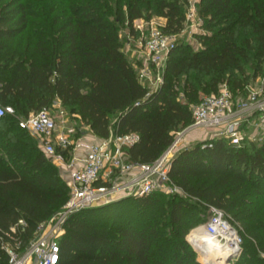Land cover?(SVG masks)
<instances>
[{"label": "trees", "instance_id": "16d2710c", "mask_svg": "<svg viewBox=\"0 0 264 264\" xmlns=\"http://www.w3.org/2000/svg\"><path fill=\"white\" fill-rule=\"evenodd\" d=\"M62 4L52 19L55 5L48 12L38 8L40 24L49 27L51 21L57 26L51 33L29 29L27 15L35 11L28 3L0 0V102L27 117L32 110L49 109L57 98L75 106L83 123L99 137L137 132L140 139L127 148L133 162L155 161L174 133L192 124L190 103L179 98L181 88L186 95L197 96L210 76L213 89L223 81L236 95L248 84L234 75L244 72V60L252 57L255 76L261 72L264 0H203L211 32L197 35L203 45L199 49L176 42L163 82L153 90L126 56L121 30L128 26L133 34L137 19L157 15L166 19L164 32L179 34L187 18L183 0H62ZM237 27L248 28L252 35L238 37ZM111 115H117L114 129ZM20 119L14 115L0 119V264H10L7 243L25 247L39 223L70 196L68 180ZM170 176L207 209L210 205L224 209L240 228L244 243L246 238L250 245L257 241L264 253V210L253 208L247 198H264V140L236 145L215 137L197 142L175 156ZM135 200L147 210L165 206L167 219L159 222L154 213L133 217L136 209L129 208L128 218L107 224L101 222L98 207L80 210L66 223L58 264H203L187 239L200 221L190 215L186 198L165 200L156 191ZM258 259L264 264V257ZM235 264L249 263L239 257Z\"/></svg>", "mask_w": 264, "mask_h": 264}, {"label": "built area", "instance_id": "2783aa9c", "mask_svg": "<svg viewBox=\"0 0 264 264\" xmlns=\"http://www.w3.org/2000/svg\"><path fill=\"white\" fill-rule=\"evenodd\" d=\"M162 26L153 24L150 35L140 45L146 63L139 71V77L145 85L146 81L149 84L157 83L156 88L162 84L163 78L154 72L151 63L167 64L178 35L164 32ZM244 97L242 106L234 111L235 96L227 84H223L218 93L203 96L192 108V124L179 131L164 152L150 163L130 160L127 148L140 139L137 132L112 133L109 137L91 142L83 137L73 139L69 133L62 131L49 109H41L21 118V126L39 138L42 150L54 162L65 165L70 196L62 210L39 223L34 237L25 247L7 243L10 264H58L60 240L66 232L70 216L100 202H109L115 194L143 196L156 191L169 192L174 187L181 190L173 182L170 170L173 159L184 146L183 137L188 129L203 127L210 132L211 138L224 137L240 145L241 130L239 121L233 118L234 114L246 110L257 111V125L264 140V84L257 88L247 85ZM15 114L13 105L0 102V119ZM79 149L85 151L82 159L75 155ZM209 210L208 220L194 229L201 228L216 237L229 255L241 253L244 239L240 228L232 223L224 209L210 205ZM20 222L25 224L23 220Z\"/></svg>", "mask_w": 264, "mask_h": 264}, {"label": "rangeland", "instance_id": "374dc122", "mask_svg": "<svg viewBox=\"0 0 264 264\" xmlns=\"http://www.w3.org/2000/svg\"><path fill=\"white\" fill-rule=\"evenodd\" d=\"M5 2L10 1V0H3ZM25 3H28L32 10L35 11L34 15H27L29 19V29H40V30H47L49 32H54L57 26H54L51 24V21L49 23V27H45L42 24H40V20H42L41 17H38L37 14L40 13L42 10L38 8H42L45 11H49V9L55 5L57 7V10L53 13H50V19L57 14L60 10H62V0H22ZM184 3V10L186 13V21H185V27L183 31H181L177 37H176V42H180L182 44H188L194 49H199L201 48L202 42L201 40L197 37L198 34L201 33H210L211 31L206 28L207 24V18L206 16L203 15V0H183ZM44 6V7H42ZM30 10V7L28 11ZM162 20H160V16L157 15H152L150 19L144 18V22L141 24H138L135 21L134 27H135V33L132 34L130 28L128 26L123 27L121 30V38L123 41V47H124V52L126 56L128 57L129 61L131 63H137L138 68H135L137 72L141 70L143 66H145V56L141 54L140 48L138 47L139 40L142 42L145 40L146 37H148L151 33L152 26L153 24L155 26H161ZM31 22H34L35 25H31ZM139 25H141V29H139ZM238 29V34L240 36L244 34H250L248 28H242V27H237ZM244 29H246V33H244ZM53 36V34H51ZM252 35V34H250ZM252 54V53H251ZM251 56V55H250ZM250 57L247 60L243 61V66H244V72L242 73L241 71H234V75H237L238 77H241L247 81V85L252 88H257L259 86H262L264 84L263 80V74H264V58L261 61V72L259 75L256 77L255 76V68H254V60L251 59ZM151 67L154 70L155 73H158L163 79H164V73L166 69V64H161V65H155L151 63ZM185 80V77L183 78ZM212 78L208 76V80L206 84L202 85L198 89L197 96L194 95H186V93L182 90V86L178 84V87L181 88L179 98L183 101H188L190 103V107L193 108L197 102L205 95H208L209 93H218L222 86H223V81H220L216 84V88L213 89V83H212ZM145 82V81H144ZM148 87L153 90L157 86V83L155 84H149L147 81L145 82ZM246 94V88L245 90L241 91H236L235 96V106L233 110H237L239 107L242 106V99L245 98L244 95ZM49 110L51 112V115L56 117L58 127L66 132L69 133L71 138L77 139L79 137H83L84 132H89L91 131L89 126L85 125L80 117V114L77 112L75 106L73 105H65L61 100L59 99H53L52 103L49 107ZM36 112L34 110L30 111V113ZM252 113L255 115V120L254 123L252 122L251 125L246 126V123L241 122L239 124V128L241 130V139L239 141V144H248L251 141H255L258 144L262 143L263 139L261 138V133L258 129V119H259V112H253ZM14 116H17L19 118H23L24 116L22 114L16 113ZM258 117V119H257ZM116 118L117 115H111V126L112 129L115 128V123H116ZM190 125H187L185 127H181V129L177 130L174 133V137L177 135L179 131H183ZM247 128L249 132H244L243 129ZM205 130L203 127H194L190 129L187 132V138L188 137H196L198 136L199 138L202 137V134ZM36 141H38L39 144V138L35 135H32ZM211 138V134H208L207 132L204 134V140L206 141ZM201 142V141H198ZM197 143V142H195ZM195 143H191L190 145H184L182 149H185L189 146H192ZM253 143V142H252ZM52 160V159H51ZM52 162L57 165L61 171V173L64 175L66 179L67 178V169L64 164L61 163H56L52 160ZM157 193L161 196L162 199H169L173 198L175 196H182L186 198L190 202V207L187 208L189 211L190 215L194 217L196 220H199L200 223L198 226L203 225L209 218L210 215V210L206 208V205L201 202L200 200L196 198L190 197L188 194L183 192L182 190H175V187L172 191H157ZM138 196L135 195H127V196H121L118 194H115L113 198L109 202H100L97 204L95 207H98V213L99 216H102L103 218L101 219V222L111 224V223H117L119 221H122L124 218H128V209L129 208H135L136 212L133 215V217H138V215L145 216V215H150L151 213H154L155 215L158 216L159 222L167 219V212L165 210V206L162 207H157L154 209H143L142 207L137 205V198ZM248 201L254 203L252 205L253 208L259 209V210H264V198L260 196H248ZM127 199V200H124ZM67 202L59 209L56 210L55 213L59 212L62 210ZM165 207V208H164ZM130 214V213H129ZM234 215L232 214V220L234 221ZM197 226V227H198ZM194 230V229H193ZM191 230L189 234L187 235V239L189 240L191 246L195 250V254L197 259L202 262L203 264H207V260L204 258V252L194 243L192 242L190 238V234L193 231ZM247 239V238H246ZM245 239V243L243 245V249L241 253L233 256H229L227 260L225 258H220L216 257V261L218 262L217 264H235L238 261L239 257H243L249 264H259V259H262L264 257V253H261L259 250L260 243L255 241L253 242V245L248 244V241ZM256 255V256H252Z\"/></svg>", "mask_w": 264, "mask_h": 264}, {"label": "crops", "instance_id": "0c3cea01", "mask_svg": "<svg viewBox=\"0 0 264 264\" xmlns=\"http://www.w3.org/2000/svg\"><path fill=\"white\" fill-rule=\"evenodd\" d=\"M160 20L162 25H164L166 23V19L164 17H160ZM136 22L138 24H141L142 22H144V18H141V19H137ZM139 29H141V25H139ZM139 44H138V47L140 48V45H141V41L139 40L138 41ZM141 51H139L140 53ZM133 66L135 68H138V64L135 62V63H132ZM255 112V111H253ZM235 120L239 121V124H241V122L243 123H246V126L248 127L249 124L251 125V123L253 122L254 123V120H255V115L252 113V111L250 110H246V111H241V112H237L234 114V117H233ZM258 119V117H257ZM192 129V128H191ZM205 131L203 132L202 134V137L199 138L198 136L196 137H188L187 138V132L190 130H186V132L184 133V137H183V141H184V145H190L191 143H195V142H198V141H202L204 140V134L207 132L208 134H210V132L206 129V128H203ZM244 132H249V130H247V128L245 127L243 129ZM83 138L87 141H98L99 139H101L102 137H99L98 135H96L95 133H93L92 131H89V132H84L83 133ZM75 155L79 158H84V155H85V151L83 149H79L75 152Z\"/></svg>", "mask_w": 264, "mask_h": 264}, {"label": "bare ground", "instance_id": "6f19581e", "mask_svg": "<svg viewBox=\"0 0 264 264\" xmlns=\"http://www.w3.org/2000/svg\"><path fill=\"white\" fill-rule=\"evenodd\" d=\"M190 239L204 252L205 259L211 264L218 263L216 257L226 259L229 256L222 242L213 235L202 231L201 228L194 229L190 234Z\"/></svg>", "mask_w": 264, "mask_h": 264}, {"label": "water", "instance_id": "95a60500", "mask_svg": "<svg viewBox=\"0 0 264 264\" xmlns=\"http://www.w3.org/2000/svg\"><path fill=\"white\" fill-rule=\"evenodd\" d=\"M229 256H231V255H229ZM229 256H228V258H229ZM207 264H211V263L207 262Z\"/></svg>", "mask_w": 264, "mask_h": 264}]
</instances>
